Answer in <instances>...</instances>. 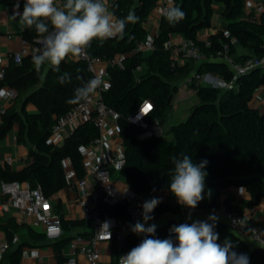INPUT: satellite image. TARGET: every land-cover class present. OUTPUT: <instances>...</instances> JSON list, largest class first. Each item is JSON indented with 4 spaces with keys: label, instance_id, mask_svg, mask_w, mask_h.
I'll list each match as a JSON object with an SVG mask.
<instances>
[{
    "label": "trees",
    "instance_id": "1",
    "mask_svg": "<svg viewBox=\"0 0 264 264\" xmlns=\"http://www.w3.org/2000/svg\"><path fill=\"white\" fill-rule=\"evenodd\" d=\"M62 2V0H57ZM247 0H176L174 7L181 8L186 14L184 19L169 24L165 16L160 21L159 32L155 35L156 50L136 52L137 44L146 37L143 22L154 10L157 0H116L112 5L117 18H125L129 12L139 17L136 23H128L123 37L106 41L94 40L89 47V54L113 62L118 55H123L122 65L113 62L108 67L110 86L102 94L106 105L119 113V134L124 144L125 163L116 173V177L126 183L136 195L169 191V171L173 167L171 158L181 154L190 155L193 162L207 160L205 179V197L208 189L212 190L210 207L225 206L227 209L242 214L241 210L229 200H221V192L231 187L243 188L250 196L245 204L249 207L258 205L264 199V112L250 105L255 92L264 87V68H256L235 79L233 71L221 60L206 61L196 64L193 59L182 57V64H175L170 51L165 48L174 34L185 41H193L208 55L216 54L228 46L229 55L236 62H244L251 57L264 55V9L259 15L250 12L243 18ZM264 5V0H262ZM11 4L17 0H0ZM24 0H20V9ZM224 6L223 18L225 29L213 34L208 41L198 38L199 32L209 28L214 15V5ZM23 38L31 45H37L41 38L34 28L24 26ZM238 48L247 54H238ZM45 64L36 69L32 55L26 56L21 65L11 61L4 83L18 91L16 101L2 114L3 126L0 138L19 122V143L30 141L31 164L19 173L0 169V180L4 182L21 181L32 188H39L46 198H51L62 190L74 185L68 179V170L74 174V181L84 175L81 148L99 137L100 130L93 117L83 122L61 144L49 143V136L58 119L80 103H70L74 90L92 78L87 64L80 60L63 61L59 71ZM141 67V70L138 68ZM216 75L225 84L234 82L233 88L225 92L212 84H201L193 79L194 74ZM71 77L70 83L61 84L59 77ZM188 83L196 89V102L188 110L186 119L171 128L175 139L165 136H153L139 139L142 129L130 121L145 101L153 105L148 121L162 119L173 107V99L180 86ZM34 104L37 112L26 110L28 104ZM20 110V113L18 112ZM201 203V202H200ZM199 203V204H200ZM185 208L161 202L151 213L150 222L159 220L166 213L178 214ZM112 217H125L126 208L118 204L106 209ZM64 232L83 225V221L64 220ZM252 224H258L250 221ZM183 223V222H182ZM181 223V224H182ZM192 223V222H191ZM189 223V224H191ZM261 225V224H259ZM90 226V225H89ZM262 226V225H261ZM264 227V225H263ZM25 226L10 220L0 226L7 232L9 239L15 231ZM166 228L156 229L155 237L166 238ZM214 231L224 242L228 238L235 245L234 251L246 253L249 264H264V250L251 247L239 240L220 220ZM29 236L34 240L46 239L45 234L29 229ZM143 235L130 233L126 247L130 251L143 239ZM70 238L64 237L52 244L58 264H64L63 250ZM27 242L14 246L9 242L6 253L8 264H21L23 249ZM0 264H4L3 261ZM6 264V263H5Z\"/></svg>",
    "mask_w": 264,
    "mask_h": 264
},
{
    "label": "built area",
    "instance_id": "2",
    "mask_svg": "<svg viewBox=\"0 0 264 264\" xmlns=\"http://www.w3.org/2000/svg\"><path fill=\"white\" fill-rule=\"evenodd\" d=\"M115 1L109 0V4L113 5ZM57 3L61 2L57 1ZM175 3L176 0H157L153 15L156 17L159 25L161 19L165 16V11L170 7H174ZM251 5L255 9V12L250 10L249 7ZM245 8L246 10H250L249 13L253 12L259 15L264 9V5L262 0H247ZM22 10L23 8L19 9L21 12ZM13 11H16V9ZM148 20L149 17L146 21ZM155 35L157 34H146L145 40L137 44L135 51L145 53L155 51ZM24 43L25 46L19 52L0 53V83H4L6 80L10 62L14 61L16 64L21 65L24 57L30 53L28 41L24 40ZM165 48L170 51L171 58L175 64H182V57L193 59L196 64L221 60L228 64L234 73L235 79L253 69L264 68V55L262 57H251L239 63L229 55L228 46H225L222 51L217 52L215 55L206 54L193 41H182L175 44L169 40L166 42ZM123 59V55H118L113 62L122 65ZM75 60L85 62L92 77L102 75L108 87L110 86L108 67L113 62L99 56L90 55L89 48L86 50L84 56ZM138 70H141V67ZM209 75L203 76L196 73L193 79L201 83ZM217 81L224 83L220 78ZM190 82L191 79H187L186 83ZM233 85L234 82L227 86L229 89H232ZM107 89H98L97 93L89 101L81 102L59 118L52 128L48 140L50 144H61L83 122L91 117L94 118L100 130L99 137L81 148L84 175L81 179L74 181V185L70 187L77 188L74 203L81 210L84 221L90 225L91 233L87 236H75L68 241L65 246L67 255L64 264H83L78 259L80 255L84 257V264H99L101 260V244L104 242L116 243V249L119 253L117 264H119L120 257L129 252L126 243L128 234L132 232L131 227L137 221L143 223L141 197L151 199L163 194V192H155L136 195L129 186L120 188L117 186L116 181L113 180V173L119 172L125 163V155L123 140L119 135V113L108 107L102 97L103 92ZM17 98L18 91L13 87L3 84L0 87V115L4 114L6 110L5 106L12 105ZM152 111L153 105L149 101H145L130 116V121L142 129V133L139 135V139L141 140L153 136H166V131L160 119H155L152 122L148 121V117ZM6 162L11 164L13 158L7 157ZM67 175L69 180L74 177L71 169L68 170ZM0 186L1 193L5 197V201L0 203V214L7 213L13 208L20 213L24 222L29 223L35 228L42 227L46 235L61 236L64 234L62 217L58 213H55L49 204V198H46L39 188H32L29 184L17 180L10 182L1 181ZM118 204L125 206V217H112L107 213V208ZM210 215H215L218 217V220L224 221L227 228L239 240L249 242L264 250L263 226L252 224L250 222L251 219L236 211L229 210L223 205L213 207L208 217ZM105 223L109 227L104 225ZM172 225L179 224L167 226L166 238L171 235L169 229ZM109 233H111V237ZM8 249V243L1 245L0 261ZM22 255L28 256L29 251H23ZM35 256L42 259L39 254Z\"/></svg>",
    "mask_w": 264,
    "mask_h": 264
},
{
    "label": "clouds",
    "instance_id": "3",
    "mask_svg": "<svg viewBox=\"0 0 264 264\" xmlns=\"http://www.w3.org/2000/svg\"><path fill=\"white\" fill-rule=\"evenodd\" d=\"M14 9V19L19 17L24 26L34 28L43 37L42 47L32 55L38 71L47 64L58 72L66 58L84 56L94 40L103 42L122 38L126 25L139 21L133 12L125 18H117L110 11L109 0H62L59 4L57 0H24L22 12L19 11L20 0H17ZM185 15L179 7H170L165 11L169 24L178 23ZM59 81L61 84L70 83L71 77L65 74L59 77ZM107 87L102 75L94 76L74 90L69 102H87L98 89ZM171 160L173 167L168 173L169 190L181 206L195 209L205 198L208 161L195 163L186 154L173 156ZM207 195L210 199L211 189H208ZM161 202V198L157 197L144 201L143 223L137 221L131 227L133 233L144 238L120 257L119 264H249L247 254L234 251L235 245L231 240L225 238L222 244L218 242L219 234L214 231L218 220L215 215H210L205 221L172 225L168 238H156L157 226L148 224V221L154 218L151 213ZM104 225L109 227L107 223Z\"/></svg>",
    "mask_w": 264,
    "mask_h": 264
},
{
    "label": "crops",
    "instance_id": "4",
    "mask_svg": "<svg viewBox=\"0 0 264 264\" xmlns=\"http://www.w3.org/2000/svg\"><path fill=\"white\" fill-rule=\"evenodd\" d=\"M134 4H138L140 0H133ZM260 1V0H259ZM110 11L113 12L112 5L109 4ZM14 7L11 4L0 3V53H16L23 49L25 46L23 31L24 25L20 22L19 17L13 18ZM250 10H246L244 7V15L243 18L246 19L249 15ZM224 6L222 4L214 5V15L212 19V24L209 28H205L199 32L198 38L201 41L207 42L209 37L213 34L220 33L225 29L226 22L223 18ZM147 20V19H146ZM143 22V27L148 33L158 34L159 32V22L156 17L153 15V11L149 15V20ZM43 37L38 38L37 44L42 46ZM173 43L177 44L182 41H185L183 37L180 35L174 34L171 39ZM30 53L27 56L33 55L36 49H39L37 45H31L29 43ZM248 52L243 48H238V54H247ZM75 60L71 56L66 58L65 61ZM50 65H46V71ZM219 79L216 75L210 74L208 78L205 79V82H201V84H210L213 80ZM187 84V83H185ZM184 85V84H183ZM182 86V85H181ZM181 88V87H180ZM179 88V89H180ZM250 105L254 108L259 109L264 112V87L258 89L250 103ZM11 104L6 105V109L9 108ZM26 110L30 113L37 112V108L34 104L30 103L26 106ZM20 113V110H18ZM21 114V113H20ZM167 114V113H166ZM165 114V115H166ZM188 111L185 114H181V117L176 122H171L169 119L164 117L161 119L162 125L166 131V138L171 141H174L175 137L173 133H171V128L186 119ZM3 126L2 115H0V130ZM20 132V124L19 122L13 123L12 127L7 131V133L0 138V169H8L11 173H19L26 169L32 162V158L30 156V141L27 137H25V143H19L17 141L18 134ZM120 135V134H119ZM7 157H12L13 162L11 164L6 162ZM112 178L116 181L117 186L120 188H125L128 186L122 180L117 179L116 173H113ZM71 183L74 182V177L70 180ZM1 184V180H0ZM77 195V188H68L66 190H62L59 193L55 194L53 197L49 198V204L64 220L69 222L74 221H83V225L78 227H73L70 231L64 232L61 236L55 235H46L44 229L42 227H32L29 223L24 222L20 213L11 208L9 212L0 214V226L6 225L10 220L16 222L20 225L25 226L20 231H15L13 234L9 236L6 231L0 229V247L3 243L11 242L14 246L27 242L28 245L23 249V251L28 250L29 255L23 256L21 264H58L55 251L52 247V244L56 241L61 240L64 237L73 238L78 235L87 236L91 233V227L89 224L84 221L82 212L74 203V199ZM161 201L166 202L172 206H181L175 196L169 191L163 192V194L159 195ZM229 200L233 205L237 206L242 215L247 218L255 221L258 224L264 225V199L256 206L249 207L245 204V201L250 199L249 194L243 188L231 187L229 189L223 190L221 192V200ZM148 200L141 197V205H143L144 201ZM5 201V197L1 193L0 186V203ZM213 207H210V202L208 198H204L200 204L195 209L183 208L182 211L178 214L175 213H166L159 220L150 222L148 224H155L158 228H165L169 224H181L183 223H191L193 221H203L208 217L210 210ZM189 213H191V218L189 219ZM222 221V220H220ZM224 224L225 222L222 221ZM226 225V224H225ZM148 226V225H145ZM29 229H33L35 232L40 234H45L46 239L44 240H34L29 236ZM132 233V232H130ZM129 233V234H130ZM128 234V235H129ZM219 243H223V240L219 238ZM251 245V247L255 246L251 243L247 242ZM257 247V246H255ZM9 250V249H8ZM7 250V251H8ZM5 252L1 261L3 263L8 264V258L6 257ZM23 254V252H22ZM39 254L42 259L37 258L35 255ZM67 250L66 247L63 250V257L66 258ZM119 253L116 249V243L114 242H104L101 244V260L99 264H117ZM80 263H85L84 257L82 255L78 256ZM0 261V262H1Z\"/></svg>",
    "mask_w": 264,
    "mask_h": 264
},
{
    "label": "rangeland",
    "instance_id": "5",
    "mask_svg": "<svg viewBox=\"0 0 264 264\" xmlns=\"http://www.w3.org/2000/svg\"><path fill=\"white\" fill-rule=\"evenodd\" d=\"M252 5L249 8L250 10L255 12V9H253ZM210 84L218 86L223 90V92L229 90L228 86L221 81L213 80V82H211ZM180 87L181 88L176 92L174 96L173 107L165 115V118L169 119L171 122H176L177 120H179L181 114H185L196 102V89L194 86L184 84Z\"/></svg>",
    "mask_w": 264,
    "mask_h": 264
},
{
    "label": "water",
    "instance_id": "6",
    "mask_svg": "<svg viewBox=\"0 0 264 264\" xmlns=\"http://www.w3.org/2000/svg\"><path fill=\"white\" fill-rule=\"evenodd\" d=\"M208 75H209V74H208ZM208 75H207V76H208ZM216 87H217V86H216ZM168 225H169V224H168ZM168 225H167V226H168Z\"/></svg>",
    "mask_w": 264,
    "mask_h": 264
},
{
    "label": "snow or ice",
    "instance_id": "7",
    "mask_svg": "<svg viewBox=\"0 0 264 264\" xmlns=\"http://www.w3.org/2000/svg\"><path fill=\"white\" fill-rule=\"evenodd\" d=\"M147 110V109H146Z\"/></svg>",
    "mask_w": 264,
    "mask_h": 264
}]
</instances>
